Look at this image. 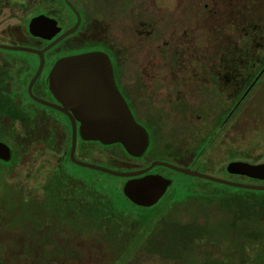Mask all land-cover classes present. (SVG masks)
Returning <instances> with one entry per match:
<instances>
[{
	"label": "flooded vegetation",
	"instance_id": "af4514ba",
	"mask_svg": "<svg viewBox=\"0 0 264 264\" xmlns=\"http://www.w3.org/2000/svg\"><path fill=\"white\" fill-rule=\"evenodd\" d=\"M133 3V0H0V143L6 145L11 153L8 161H0L14 162V167L41 157L50 162L45 176L58 181L64 172L69 170L68 165L83 167L74 160L103 167L99 163L86 161L85 156L114 164L123 170H110L122 173L141 172L155 162L191 170V166L199 162L209 166L212 160L204 158L209 156L210 148L220 133L238 116L245 104H252V99L241 100L239 103V98L247 90H251L258 74L264 70V43L257 44V51L261 53L250 57V60H243L244 55L248 56L245 52L249 48L240 47L241 59L237 61L238 67H249L253 71V75L247 78L242 76L241 72L229 75V52L221 58L219 66L215 67L217 70L211 76L214 91L209 92V99L204 98L206 102H212L211 105H222L219 115L209 134L197 143L193 151L180 148L174 138L163 132L166 126L162 116L168 110V104L175 107H172V110L182 114L192 108L180 97H175V100L180 99L176 102L173 99V91L172 97L167 95L169 87L164 59L159 60V65L155 66L149 59L134 58V34L148 36L151 31L140 28L147 26L143 20L137 21L139 26L135 29ZM209 8L207 2L203 3V11ZM257 30L258 28L252 27L242 30V45H247L249 40L254 42L252 33ZM66 33L69 35L56 43ZM168 47V43L164 42L159 48L162 58L168 53ZM178 48L182 52L184 46L178 45ZM236 49L239 50L238 47ZM92 52L105 53L110 58L112 74L120 94L138 124L147 131L148 147L140 157L129 155L120 144L103 145L97 141H84L80 136L82 123L77 118L84 103L76 99L62 103L55 95L51 78L57 64L64 58ZM172 60L175 61V58ZM255 67L259 68V72L255 71ZM68 73L74 71L69 70ZM171 83L178 89L183 85V81L179 79ZM231 86L237 87L232 96L235 99L232 103L229 91ZM93 87L95 86L83 87L79 91L80 97L92 94L90 89ZM85 89L88 91L85 92ZM254 93L256 95L257 91L253 90L252 94ZM74 131L77 132V139L73 159ZM200 145L204 148L200 155H197L196 151ZM232 162L264 163L251 162L246 158L228 159L226 166L218 171L228 172V165ZM83 168L95 173H90L88 178L95 187L93 192L96 196L99 195L97 191H103L102 178L97 173L122 179L119 185L122 186L123 193L125 185L132 181L148 177L169 181L170 185L165 194L154 206L165 200L173 186V175L190 177L162 165L133 177H116L102 171ZM228 174L232 178H238L243 184L264 185L261 180L229 172ZM74 175L79 179L84 177L79 173ZM228 181H232L231 178Z\"/></svg>",
	"mask_w": 264,
	"mask_h": 264
},
{
	"label": "rangeland",
	"instance_id": "374dc122",
	"mask_svg": "<svg viewBox=\"0 0 264 264\" xmlns=\"http://www.w3.org/2000/svg\"><path fill=\"white\" fill-rule=\"evenodd\" d=\"M133 1L135 29L139 26L137 21L143 20L147 26L144 28L140 26V28L151 31L148 36L134 34L136 49L134 58L149 59L155 66L159 65V60L164 59L169 87L167 95L172 97L173 91L174 100L175 97H180L187 106L192 108L191 111L182 114L172 110L175 107L168 104V110L162 116L166 126L163 132L174 138L178 147L193 151L197 143L209 134L222 108V105L219 107V104H215L214 106V104L211 105L212 102H206L204 99H209V92L214 91L215 86H213L211 76L217 70L215 67L219 66L221 58L226 53H230V76H233L234 72H241L242 76L246 78L253 75L251 68L238 67L237 61L241 59H239L241 57L239 55L240 47L249 48L245 52L248 56L244 55L243 60H250V57L261 53V51H257V44L264 43V0ZM206 2L210 8L203 11V3ZM249 27L258 28L252 33V39L255 41L249 40L247 45H242L244 43L242 30ZM164 42L168 43L169 47L165 58H162L159 48ZM178 45L184 46L182 52L178 50ZM173 58L175 61L172 60ZM258 69L255 67V71ZM176 79L183 81L181 89L174 88L176 85L171 83ZM236 88L231 86L229 90L231 103L235 100L232 96ZM251 90L257 91V94H252ZM251 90H247L240 96L239 103L241 100L250 101L252 99V104H245L238 116L227 124L225 131L220 133L221 137L219 136L210 148L209 156L204 158L210 159L212 162L209 166L203 162L191 166L194 171L225 180L231 178L232 181L243 183L238 178L230 177L227 171L218 170L226 166L228 159L242 160V158H246L251 162H264V70L258 74V79L252 85ZM175 101L179 102L180 99ZM175 101L174 104H176ZM203 148L202 145L198 146L197 155H200ZM105 150L104 147V153ZM84 159L99 163L109 169L123 170L104 160H93L91 156H85ZM49 163L39 157L35 161L19 163L1 176L11 184L20 183L26 186L25 192L29 194H41L43 185L48 179L45 173H47L46 168L50 165ZM68 168L72 173H79L84 177H89L90 173H93L79 166L68 165ZM97 175L107 182L109 191L104 192L113 202H120L127 211L134 215L141 212L125 204L119 197L117 188H119L122 179L100 173ZM172 178L175 184L157 208L163 205L167 206L173 195H177L175 199L177 203L187 200L189 184L199 182L177 174ZM4 193V191H0V195L3 196ZM236 194L246 197L244 192H236ZM252 194L258 197L264 196L260 193ZM206 210L195 216L198 223H205L207 218H213L211 211ZM37 211L39 212L37 213ZM37 211L34 214L29 208L22 209L19 219L0 223V231L3 234L0 235V240L3 237L14 240V243L17 244V251H21L22 254L28 253L29 249L36 250L38 256L34 264H174L157 256L151 257L140 249L133 253L135 243L128 248L124 245L122 249H118L117 253L116 248L121 241L120 238L115 235L108 238V241H101L100 232L102 229L90 226V223L83 217L78 216L77 219L59 221L61 214L52 215L53 212L50 211V208L44 205ZM238 211H240L239 208ZM150 212H145V214ZM226 214L229 213L225 212ZM237 217L240 218L239 213H237ZM243 218L242 220H244ZM184 219H188V217L185 216ZM139 228L142 232H146V227L142 229L140 226ZM216 230L218 234L207 240L209 247L223 249L230 244L233 246L235 243L237 249H241V247L243 249L254 246L255 242L259 243V240L254 241V239L261 235L263 228L262 221L253 219L240 221L237 225L228 228L219 227ZM114 251L115 256L111 257ZM69 253H74L71 259L65 256ZM128 259L129 261H127ZM236 259H238L236 264H240L243 258L238 256ZM235 260L233 261L235 262Z\"/></svg>",
	"mask_w": 264,
	"mask_h": 264
},
{
	"label": "trees",
	"instance_id": "16d2710c",
	"mask_svg": "<svg viewBox=\"0 0 264 264\" xmlns=\"http://www.w3.org/2000/svg\"><path fill=\"white\" fill-rule=\"evenodd\" d=\"M13 164L14 162L0 161V191L5 192L3 196L0 195V223L19 219L22 209L29 208L35 214L44 205L50 208L52 215L61 214L59 221L77 219L80 216L90 226L100 227L101 241H108V238L116 235L121 240L116 248L117 253L124 245L128 248L135 243L133 253L140 249L151 257L157 256L174 264H236L238 256L243 258L240 264H264V196L252 194H264V191L238 189L189 177L199 182L189 184L187 200L177 203V195H173L167 206L143 208L132 204L119 185L117 191L122 201L142 212L134 215L120 202H113L108 197L105 193L109 191L106 181L102 180L103 191H97L99 195L96 196L93 192L95 187L88 177L79 179L68 169L60 177V181L50 178L46 180L41 194H29L25 192L26 186L11 184L1 176L11 170ZM236 192H244L246 197L237 195ZM204 210L211 211L213 218H207L205 223H198L195 216L202 214ZM149 211V214H145ZM225 212L229 214L225 215ZM185 216L188 219H184ZM242 218L262 221L261 235L254 236V241L259 240V243L255 242L254 246L243 249H237L235 243L223 249L207 245V240L218 234L217 228L235 226L244 221ZM140 226L142 229L146 227V232H142ZM0 235H3L2 231ZM36 252L29 249L28 253L22 254L17 251L14 240L4 237L0 240L1 264H34L38 256ZM113 255L115 256V251L111 257ZM65 256L71 259L74 253Z\"/></svg>",
	"mask_w": 264,
	"mask_h": 264
},
{
	"label": "water",
	"instance_id": "95a60500",
	"mask_svg": "<svg viewBox=\"0 0 264 264\" xmlns=\"http://www.w3.org/2000/svg\"><path fill=\"white\" fill-rule=\"evenodd\" d=\"M67 35L69 33L62 35L56 43ZM69 70H73L74 73H68ZM51 85L55 89V95L62 103L69 99L80 100L84 103V106H81L83 109L77 114V118L82 123L80 136L84 141H97L103 145L120 144L129 155L134 157H140L145 152L149 143L147 131L138 124L127 102L120 94L112 74L110 58L105 53L92 52L62 59L53 72ZM89 85L95 86L90 89L92 94L82 96L83 98L80 97L79 91ZM87 91L88 89H85V92ZM68 93L72 95H68ZM76 139L77 132L74 131L72 158L74 157ZM10 157L9 148L0 143V159L8 161ZM74 161L83 167L102 171L116 177L137 176L150 171L155 166L162 165L190 177H197L234 188L264 191V185L236 183L163 162H155L141 172L122 173ZM227 170L233 175L264 181V163L232 162L228 165ZM169 185L170 182L162 178L148 177L127 183L124 187V193L134 204L141 207H152L163 197Z\"/></svg>",
	"mask_w": 264,
	"mask_h": 264
}]
</instances>
